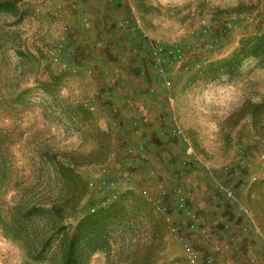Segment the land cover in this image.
Segmentation results:
<instances>
[{
	"label": "rangeland",
	"instance_id": "obj_1",
	"mask_svg": "<svg viewBox=\"0 0 264 264\" xmlns=\"http://www.w3.org/2000/svg\"><path fill=\"white\" fill-rule=\"evenodd\" d=\"M158 42L184 56L167 67L173 105ZM172 120L192 156L160 134ZM136 142L145 150L131 156ZM51 158L77 171V191L87 186L63 213L70 230L87 217L96 225L95 237L81 235V264H264V0H0V264L58 258L57 241L36 261L34 232L16 238L23 207L65 183L55 160L43 167ZM103 180L126 206L115 219L100 220L113 204L89 210V188ZM179 188L202 217L194 231Z\"/></svg>",
	"mask_w": 264,
	"mask_h": 264
},
{
	"label": "trees",
	"instance_id": "obj_2",
	"mask_svg": "<svg viewBox=\"0 0 264 264\" xmlns=\"http://www.w3.org/2000/svg\"><path fill=\"white\" fill-rule=\"evenodd\" d=\"M54 78L57 81L60 80V76H55ZM79 110H82L85 116L87 115V111L82 106H79ZM54 160L53 158L44 160L42 162L43 167L45 169L51 167ZM54 165L57 170H62L67 173L65 183H68H66V187L65 183L63 186L58 187L57 193L53 194V196L47 195L45 189H42V196H40L39 200L30 209L23 207V216L25 219L17 227L16 238H21L20 235L22 233L24 237L29 236L30 230L34 232L35 238L32 241V251L29 250V255L36 261L46 259L53 242L57 241L59 254L57 255L58 258H53L54 264H81L82 258L78 254L81 235L89 233L90 236L95 237L97 233L96 225L91 220V217H87L80 221L75 228L70 230L63 222V213L66 208H74L82 201L86 194L87 186L83 180V188L77 191L76 180L80 177L77 171L73 167L65 165L58 160L54 161ZM46 173L48 176L50 172L46 171ZM71 184L72 186H70ZM40 185H45V182L40 181ZM125 207L124 202L121 200L118 201L109 210L104 212L100 220L115 219L117 216L120 217L126 211ZM32 215H35L36 219L30 223L28 219ZM99 248L100 246L95 245L92 251ZM139 263L150 264L146 258L145 260H140Z\"/></svg>",
	"mask_w": 264,
	"mask_h": 264
},
{
	"label": "built area",
	"instance_id": "obj_3",
	"mask_svg": "<svg viewBox=\"0 0 264 264\" xmlns=\"http://www.w3.org/2000/svg\"><path fill=\"white\" fill-rule=\"evenodd\" d=\"M125 23L128 26L130 21L126 20ZM205 33H209L208 28L205 29ZM183 57L184 56L180 49H177L176 47H167L165 45H162L160 42L156 44L155 49L153 51V59L156 61L155 68L158 70L159 76L163 78V84L166 92V100L170 105H173L175 101V94L173 91L175 83L173 79L167 76V67L169 65H175L183 62ZM151 91L155 92V88H151ZM134 123L138 125H145L149 123V118L145 115L142 116L141 119L135 120ZM171 123L172 125L167 127V129L161 131L160 134L165 137L177 139L184 143L186 155L192 156L193 147L189 143L187 136L185 135L183 130L178 126L177 123H175L173 120L171 121ZM144 150L145 143L136 142L135 144L129 147V155L133 156L136 152H143ZM115 184L116 183L114 181L111 184L109 180H103L99 185H97L95 181L91 184V187L89 188L90 192L88 193L87 199L90 204L89 210L92 213H96L106 209L119 199L120 196L118 193V188L117 186H115ZM142 193L145 196H149L150 191L148 187L144 188L142 190ZM175 196L178 198L177 204H179V209L183 210L185 213L184 218L187 221L189 228H191L193 231L196 230L203 223L202 217H200L194 211V209L189 206L188 198L182 189L179 188L177 191V195ZM160 197L158 199H155L156 206L163 212H167L168 205L167 203H164L163 199ZM171 231L178 237L180 242L184 240V235L179 231L178 226L172 224ZM185 247L187 252H189V257L197 259L198 253L193 250V248L190 247L188 244H185Z\"/></svg>",
	"mask_w": 264,
	"mask_h": 264
},
{
	"label": "crops",
	"instance_id": "obj_4",
	"mask_svg": "<svg viewBox=\"0 0 264 264\" xmlns=\"http://www.w3.org/2000/svg\"><path fill=\"white\" fill-rule=\"evenodd\" d=\"M130 30H133V29L131 28ZM139 32H140L141 35H143V33H144V31L141 33V30H140ZM144 34H145V33H144ZM145 35H146V34H145ZM103 37H104V34H101V33H100V40H101V41H99V44L103 43V41H102V38H103ZM127 42H128V41H126V43H127ZM215 222L217 223V222H219V220H218V221L216 220ZM208 236H209V238H212V236H214V234L208 232ZM214 239H215V238H214Z\"/></svg>",
	"mask_w": 264,
	"mask_h": 264
}]
</instances>
